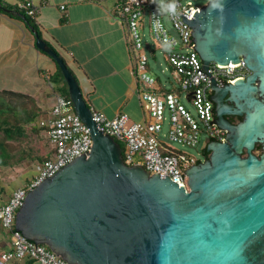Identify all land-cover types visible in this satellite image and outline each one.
<instances>
[{
  "label": "water",
  "instance_id": "water-1",
  "mask_svg": "<svg viewBox=\"0 0 264 264\" xmlns=\"http://www.w3.org/2000/svg\"><path fill=\"white\" fill-rule=\"evenodd\" d=\"M181 17L207 72L211 61L242 60L250 70L224 85L208 72L216 104L209 123L226 135L209 140L210 155L186 169L187 188L124 161L65 59L31 29L61 69L92 145L28 191L15 228L68 263L264 264V0H209ZM226 114L242 118L233 123Z\"/></svg>",
  "mask_w": 264,
  "mask_h": 264
},
{
  "label": "built area",
  "instance_id": "built-area-1",
  "mask_svg": "<svg viewBox=\"0 0 264 264\" xmlns=\"http://www.w3.org/2000/svg\"><path fill=\"white\" fill-rule=\"evenodd\" d=\"M29 13L34 9L30 1ZM174 5V11L167 6ZM201 6L192 0H115V11L119 21L125 27L126 40L134 52L133 72L140 75L145 89L139 92L144 117L141 122H129L125 113L110 118L105 114L93 111V119L106 134L112 135L122 143V154L127 164H142L150 173L169 176L179 185L187 188L186 169L205 158L204 150L209 140H224L225 129H220L213 121L211 100V79L208 74L219 81L233 82L250 73L249 68L241 60L225 65L211 61L208 72L202 67L194 46L192 28L182 21L188 20L194 11ZM65 8L64 4L60 5ZM170 19L179 38L169 36L162 22L163 17ZM144 22L149 25L152 39L161 48L172 67L175 79L174 86L168 91L156 88V79L148 73L147 55L143 51L148 46L143 40ZM145 42V43H144ZM184 48V50H183ZM185 92L186 97L196 108L197 118L179 100V94ZM165 107L169 111L170 140L195 146L204 136L201 158L177 148L160 136ZM45 134L53 146L52 155L43 162H37V174L29 182L16 188L7 202L0 205V224L11 235V247L0 254V264H8L10 260L31 257L38 264H74L57 255L47 245L27 239L15 228L16 211L22 204L29 190L44 178L53 175L60 167L80 154H87L92 145V137L86 124L76 114L72 101L64 95H57L51 108Z\"/></svg>",
  "mask_w": 264,
  "mask_h": 264
},
{
  "label": "crops",
  "instance_id": "crops-1",
  "mask_svg": "<svg viewBox=\"0 0 264 264\" xmlns=\"http://www.w3.org/2000/svg\"><path fill=\"white\" fill-rule=\"evenodd\" d=\"M2 1L10 6L31 2L40 35L65 59L93 111L110 118L125 113L129 122L143 120L139 92L145 85L132 70L134 52L126 40L125 27L116 16L115 0ZM14 14L11 18L0 10V90L31 95L40 109L36 125H47L55 98L66 87L53 58L35 46L34 34L25 18ZM156 82V88L165 91ZM41 137L44 141L40 153L50 157L53 146L45 132ZM37 162L0 164V205L16 188L36 176ZM10 247L11 235L0 224V254ZM8 264L38 263L25 256Z\"/></svg>",
  "mask_w": 264,
  "mask_h": 264
},
{
  "label": "trees",
  "instance_id": "trees-1",
  "mask_svg": "<svg viewBox=\"0 0 264 264\" xmlns=\"http://www.w3.org/2000/svg\"><path fill=\"white\" fill-rule=\"evenodd\" d=\"M22 2L25 5V1ZM28 8L29 6L22 5L10 6L0 0L1 11L11 18H14V13L23 16L28 27L37 30L40 35L34 14H30ZM58 72L60 80L64 82L66 87V90L60 91V94L70 98L68 84L59 67ZM39 113L38 104L31 95L9 89L0 90V164L11 165L23 160L43 162L49 158L43 157L34 146L36 140L39 141L41 134L47 128L45 124L36 125V118ZM120 144L122 146L121 142ZM260 152L261 147L257 144L255 153L259 154ZM207 153L208 151L205 149L204 154Z\"/></svg>",
  "mask_w": 264,
  "mask_h": 264
},
{
  "label": "rangeland",
  "instance_id": "rangeland-1",
  "mask_svg": "<svg viewBox=\"0 0 264 264\" xmlns=\"http://www.w3.org/2000/svg\"><path fill=\"white\" fill-rule=\"evenodd\" d=\"M159 1H162V0H159ZM192 1L195 4H198L199 6H203L209 0H192ZM162 22H163V25H164L169 36H175L176 38H179L178 33L174 29L173 24L171 23V21L168 17L164 16L162 19ZM142 33H143V40L148 45L146 47L144 46V48H143V51L146 53L147 58H148L147 59V63H148V67H149L148 73L151 76H153L156 79V81H158L160 83V85L164 88V90H169L174 86V82H175V79L171 73L172 67H171L169 61L167 60L163 50L161 48H159L155 44L154 40L152 39L149 25L146 22H144V27L142 29ZM183 50H184V48H183ZM158 82H156V84L159 85ZM179 100L181 101L182 104H184V106L189 110V112L195 118H197L196 108L193 105V103L190 100H188L185 92H181L179 94ZM163 116H164V118L162 121V129L160 132V136L163 139H165L166 141H168L174 148H177L179 150H182L184 152H187L189 154H192V155H195V156H198L201 158L202 157L201 156V148H202L203 141H204L205 137L201 136L199 139V142L195 146L188 145V144L182 143L180 141L170 140L167 136V133L169 130V111L166 107L164 109ZM42 141H44V139H43V137H40L39 141L37 139L36 142L34 143V146L40 152H41V148H42V144H41Z\"/></svg>",
  "mask_w": 264,
  "mask_h": 264
},
{
  "label": "flooded vegetation",
  "instance_id": "flooded-vegetation-1",
  "mask_svg": "<svg viewBox=\"0 0 264 264\" xmlns=\"http://www.w3.org/2000/svg\"><path fill=\"white\" fill-rule=\"evenodd\" d=\"M225 83H227V82H224L222 85H224ZM212 92H213V91H212ZM212 92H211V94H212ZM211 94H210V96H211ZM228 97H229L228 94H226V95L224 96V103H226V104H233V102H232ZM211 105H212V111H213V113L215 114V107H216V104H215V102H214L212 99H211ZM225 117H226L229 121H231V122H233V123L238 122V121L242 118L241 116L234 115V114H226ZM209 155H210V152L208 151V153L205 155V158L208 157Z\"/></svg>",
  "mask_w": 264,
  "mask_h": 264
},
{
  "label": "clouds",
  "instance_id": "clouds-1",
  "mask_svg": "<svg viewBox=\"0 0 264 264\" xmlns=\"http://www.w3.org/2000/svg\"><path fill=\"white\" fill-rule=\"evenodd\" d=\"M167 10H169V11H174V5H169V6H167Z\"/></svg>",
  "mask_w": 264,
  "mask_h": 264
}]
</instances>
